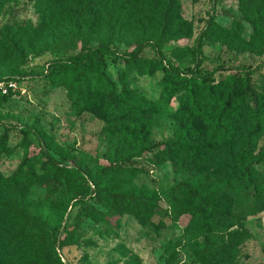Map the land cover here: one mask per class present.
Wrapping results in <instances>:
<instances>
[{
	"label": "rangeland",
	"instance_id": "rangeland-1",
	"mask_svg": "<svg viewBox=\"0 0 264 264\" xmlns=\"http://www.w3.org/2000/svg\"><path fill=\"white\" fill-rule=\"evenodd\" d=\"M170 1L172 22L159 42L161 55L145 48L147 58L140 66L108 57L107 75L123 99L128 95L120 113L107 107L106 88L97 89L92 81L77 90L69 76L53 84L42 77L49 62L82 57L103 42L129 51L137 42L159 40ZM210 19L202 69L196 75L213 90V101L204 103L208 110L217 103V111L226 91L215 84L226 83L234 72L249 71L264 126V0H0V74L32 73L0 101V136L9 132L0 156V202H17L51 225L77 223L75 243L57 250L63 264H213L202 250V219L178 187L183 181L216 194L211 217L212 239L218 244L214 264H264V133L254 152L263 159H253L261 191L241 168L244 136L254 127L255 101L242 89V114L233 121L236 134L229 150L212 141L210 126L195 117L187 80L170 77L173 95L161 84L164 66L193 68L192 49ZM200 92L205 95L207 88ZM137 97L158 104L134 109L131 102ZM31 125L42 128L52 154H68L71 168L91 176L109 167L103 177L107 186L151 201L138 207L74 204L70 172L57 188L44 187L39 180L49 173L41 161L33 164L34 178L9 185L5 180L26 152L38 151L37 138L26 131ZM162 141L180 148L147 149ZM0 221V232L3 224L11 232L19 226L10 217ZM14 260L0 257V264H20Z\"/></svg>",
	"mask_w": 264,
	"mask_h": 264
},
{
	"label": "trees",
	"instance_id": "trees-1",
	"mask_svg": "<svg viewBox=\"0 0 264 264\" xmlns=\"http://www.w3.org/2000/svg\"><path fill=\"white\" fill-rule=\"evenodd\" d=\"M217 0H212L215 4ZM172 2H169L168 10L165 14L164 29L161 32L159 40H147L137 42L134 44L132 50L120 51L111 48L108 43H100L92 48L82 57L68 56L61 60H53L48 63L45 73L42 77L49 83L53 84L57 79H66L67 76L72 78V84L77 90L82 85L89 86L91 81L95 84L97 89L106 88L107 107L113 113H120L123 107L127 104L126 98H122V94L118 93L116 83L111 80L107 75L108 57H113V60L121 59L129 65L140 66L141 62L146 59L142 55L147 47H151L161 55L162 50L159 42L164 39L166 31L170 28L172 22L169 12ZM212 19V18H211ZM211 19L208 20L207 27L200 33L197 44L192 49V61L194 62L193 68L182 70L175 67L164 66V77L161 84L167 89L169 95L174 93V83L171 81V76L177 80H187V87L190 93V100L194 106L195 117L210 126L211 139L219 145L226 144L228 149H231V140L236 134V129L233 127L234 119H240L242 109L240 104L243 102L242 89H245L256 103L257 110L254 112V127L248 131L244 136L242 172L245 179L250 182L259 191V183L256 179V170L254 168L253 159L255 161H262V154L254 152L257 149L256 141L264 133V126L261 121L262 105L261 99L255 92L251 84V76L249 71L232 73L226 83L219 82L218 86L224 89L225 96L219 100L220 108L216 111L217 103L211 110H208L207 105L204 103L205 99L213 101L212 88L209 87V82L202 78L198 79V75L202 69L203 56L202 50L205 39L208 35V27L211 25ZM264 53V48L263 51ZM49 69V70H48ZM186 71V72H184ZM190 74V78L186 75ZM32 74V73H31ZM24 72L21 73H1V81H21L29 77ZM35 77V76H34ZM212 85V84H211ZM206 87L207 93L200 94V89ZM124 92V91H123ZM11 94L1 95L0 101H5ZM158 101H149L145 98H133L131 102L132 108H137L140 105L147 107H155ZM9 127V126H8ZM26 131L34 134L38 141V151H27L22 159L19 167L13 174L5 181L9 185L18 186L21 182L34 178L33 164L41 161V168L49 173L39 180L40 184L44 187L57 188L61 183V179L66 171H69L75 182L74 190L71 199L74 204L87 203L93 201L96 204H106L109 202L121 203L126 206L138 207L141 204L150 202L151 198L146 196H132L126 193L115 192L107 186L103 180L104 174L110 169L103 167L97 169L91 176L79 167L71 168L68 165V154L65 152H57L59 157H56L51 152V144L49 138L45 135L42 128L37 125L26 127ZM9 139L8 129L0 136V156L6 151V146ZM36 146V145H35ZM164 147L170 151L179 149L180 144L171 141L156 142L147 146V149ZM179 189L186 195V197L194 202L191 209L202 219L200 226V233L203 236V253L207 255L210 260H215L214 253L218 251V244L212 237L214 234L215 224L212 221V211L215 208L216 194L213 190L204 191L200 186L193 181H183L178 185ZM1 200V197H0ZM89 206V204L87 205ZM0 219L12 218L19 222L16 231L11 232L10 228L3 224L0 232V257L14 258V263L20 264H63L60 261L57 250L64 246L74 244V232L77 223L68 224L67 227L63 224H53L48 220H39L30 211L26 210L21 204L17 202H0ZM3 221H0L2 223ZM4 223V222H3ZM53 230V231H52ZM66 232L62 234L61 231ZM89 242H86L88 244ZM52 255V260H47L48 255Z\"/></svg>",
	"mask_w": 264,
	"mask_h": 264
},
{
	"label": "built area",
	"instance_id": "built-area-1",
	"mask_svg": "<svg viewBox=\"0 0 264 264\" xmlns=\"http://www.w3.org/2000/svg\"><path fill=\"white\" fill-rule=\"evenodd\" d=\"M16 88H17L16 81H1L0 82V96L8 95L11 92L15 91Z\"/></svg>",
	"mask_w": 264,
	"mask_h": 264
}]
</instances>
